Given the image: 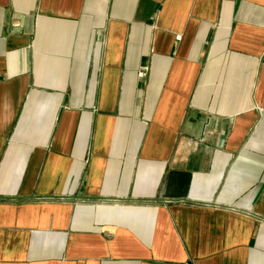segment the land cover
Masks as SVG:
<instances>
[{
	"label": "crops",
	"instance_id": "crops-1",
	"mask_svg": "<svg viewBox=\"0 0 264 264\" xmlns=\"http://www.w3.org/2000/svg\"><path fill=\"white\" fill-rule=\"evenodd\" d=\"M263 55L264 0H0V264H264Z\"/></svg>",
	"mask_w": 264,
	"mask_h": 264
},
{
	"label": "built area",
	"instance_id": "built-area-1",
	"mask_svg": "<svg viewBox=\"0 0 264 264\" xmlns=\"http://www.w3.org/2000/svg\"><path fill=\"white\" fill-rule=\"evenodd\" d=\"M261 63L264 64V55L261 58ZM145 73L146 72L144 70H142V72L139 73V77L143 78V76L145 75Z\"/></svg>",
	"mask_w": 264,
	"mask_h": 264
}]
</instances>
